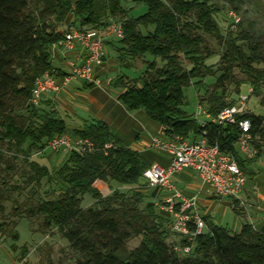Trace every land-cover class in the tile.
I'll list each match as a JSON object with an SVG mask.
<instances>
[{
	"label": "trees",
	"instance_id": "1",
	"mask_svg": "<svg viewBox=\"0 0 264 264\" xmlns=\"http://www.w3.org/2000/svg\"><path fill=\"white\" fill-rule=\"evenodd\" d=\"M215 2L0 0V213H5L3 203L10 199L9 188L23 191L9 185L16 162L23 157L27 166L23 178L27 186L33 185L32 198L45 178L52 181L53 173L61 185L58 196L28 203L23 216L41 219L45 229L61 234L75 256V264H264V227L256 229L249 223L234 233L204 218L206 230L193 243L182 236L177 244L168 242L171 219L156 205L159 189L150 191L142 184L144 172L152 165L114 137L105 122H85L80 128H70L55 112L32 103L37 79L46 73L57 79L60 76L62 71L54 65L53 53L62 48L71 30H103L109 24H120L124 37L108 38L104 44L115 49L123 69H132V60H145L139 77L118 75L112 82L120 91L122 105L131 112L143 111L166 130L169 138L189 142L206 138L210 144H218L222 152L237 159L247 180L253 178L250 166L264 158V113L250 112L239 119L252 124L257 155L248 160L237 149L238 126L219 125L206 118L201 121L184 109L185 93L191 87L197 92L199 107L211 118L237 103L238 99L229 94L232 85L236 95L242 85L249 84L250 98L262 96L264 68L257 65L264 64V49L250 33L240 31L241 21L235 24L230 18V28L237 32L223 30ZM138 7L146 12L134 16ZM204 36L215 39L221 53L211 50ZM215 56L218 61L209 64ZM237 73L245 79L239 80ZM208 79L213 83H207ZM260 105L264 108V97ZM65 134L91 141L96 150L67 152L64 163L53 173L30 159L33 153L45 151L50 140ZM97 181L124 187L128 192L114 189L103 196L95 187ZM85 196L95 201L86 209L82 208ZM14 205L18 214L21 207L16 201ZM7 227L0 223L3 234L18 242L16 227ZM134 239L140 242L130 249L128 244ZM190 245L188 254L175 250ZM27 255L23 248V258Z\"/></svg>",
	"mask_w": 264,
	"mask_h": 264
},
{
	"label": "built area",
	"instance_id": "2",
	"mask_svg": "<svg viewBox=\"0 0 264 264\" xmlns=\"http://www.w3.org/2000/svg\"><path fill=\"white\" fill-rule=\"evenodd\" d=\"M230 18L238 24L241 19L231 12ZM124 32L117 23L109 24L103 30H71L62 44L64 53L80 48L83 57L69 61V73L62 83L51 73L37 79L32 92V103L39 106L52 94H58L72 80H80L90 85L100 86L101 82L94 78L95 68L103 65L106 59L105 40L108 38L122 39ZM252 93V89H250ZM249 95H240L234 106L225 108L217 118L209 117L200 107L199 113L212 123L219 125L238 126L240 137L237 149L240 155L248 160L254 159L257 149L252 144V124L248 119H241L250 113ZM205 126V122H201ZM107 145L106 148H110ZM148 149L167 155L170 159L168 168L152 165L143 174V185L147 188H158L169 196L156 202L160 212L171 219L172 233L187 237L193 243L198 235L206 230V222L198 209V195L185 197L173 182L174 175L191 170L196 173L202 185H209L214 193L225 198H239L247 183V178L241 170L237 159L221 151L218 144H210L206 138L189 142L181 137L169 138L166 130L161 128L159 134L149 142ZM46 150L92 153L96 150L89 140L74 139L70 135L57 136L50 140ZM192 246L176 247L177 252L190 253Z\"/></svg>",
	"mask_w": 264,
	"mask_h": 264
},
{
	"label": "rangeland",
	"instance_id": "3",
	"mask_svg": "<svg viewBox=\"0 0 264 264\" xmlns=\"http://www.w3.org/2000/svg\"><path fill=\"white\" fill-rule=\"evenodd\" d=\"M215 4L220 9L218 20L223 30L230 29L235 32L238 31L236 28H230L232 25L230 13H236L241 19L240 31L250 33L262 46V49H264V0H216ZM145 12L146 9L144 7H138L133 11L132 14L134 16H139ZM204 37L208 47L211 50L216 51L218 54L221 53V48L218 46L215 39L209 36ZM113 51L111 53L112 55H110V57L112 56L109 65L110 68H108L109 78L112 79L118 75H126L127 77L134 79L139 77L145 70V60L142 58L131 61L134 66L132 69L128 70L121 68L117 60V53ZM218 59L219 57L215 56L209 59L208 63L214 64L218 61ZM257 67L262 69L264 68V64H259ZM237 77L239 80L245 79V77L240 73H237ZM213 81V79H208L207 83H213ZM250 89L251 87L249 84L242 85L239 95H249ZM87 91L89 92V90ZM235 91L236 86H230V97L238 99L239 95H236ZM185 94L187 96V105L184 107L186 112H188L193 117L204 121V115H202V112L199 113L196 90L193 87L188 88ZM201 94L203 95V93ZM263 97L264 87L262 89L261 97L251 96L248 104L250 112L254 113L255 115H261L264 113V108H262L260 105L261 99ZM40 107H42V105H40ZM153 152L157 153L155 151ZM66 158L67 152L45 150L40 153H33L30 159L47 166L53 173L55 169H58L64 163ZM26 169V163L24 162L23 157H20L16 162L15 172L9 179L10 187L18 186L21 187L23 191L18 193L9 188L10 199L3 203L5 206V213H0V223L8 224V229L15 226V230L19 233V240L18 242H14L9 236H7L8 234L5 235L3 234V231L0 230V264H75V256L71 251L68 242L61 236V234H59L55 229H45L42 226L41 219H30L26 216H23L26 205L31 201L36 202L42 199H52L53 197L58 196L61 192L59 180L56 178L54 173L51 182L45 178L42 181L41 187L36 190V196L32 198L31 191L33 189V185L27 186L23 178ZM250 182L251 187L255 186L256 193L264 196V167L257 166V174L253 178L249 179V183ZM114 188L118 187L114 186ZM150 189L151 188H149V190ZM121 190L125 193L128 192V189L126 188ZM150 191H152V189ZM157 193H159V190H156V195ZM15 201L21 207L18 214L14 212ZM94 202L95 201L91 196H85L82 203V208L86 209ZM20 215H22L23 218H21ZM218 217H221L220 213ZM217 222V224L215 223L217 226L226 227L232 232L239 231L240 222L237 223V216L231 208H228L226 214ZM179 241L180 236L173 233L170 234L168 242L177 244ZM139 242V239H134L129 242L128 247L132 249L136 247ZM14 244L17 247L16 251L13 249ZM23 248H26L28 251V255L25 258L22 256Z\"/></svg>",
	"mask_w": 264,
	"mask_h": 264
},
{
	"label": "crops",
	"instance_id": "4",
	"mask_svg": "<svg viewBox=\"0 0 264 264\" xmlns=\"http://www.w3.org/2000/svg\"><path fill=\"white\" fill-rule=\"evenodd\" d=\"M107 52L103 65L95 68L94 78L101 82L100 86L89 85L79 80H72L58 94L46 97L41 104L46 110H50L63 118L70 128H80L85 122H105L111 133L118 140L127 145L131 150L140 153L150 165H159L168 168L170 159L167 155L147 148L151 138L157 136L161 126L152 122L143 111H128L118 100L120 91L112 85L115 78H109L108 68L112 59V51L115 49L105 45ZM54 65L61 69L58 82L62 83L69 73V61L83 57L80 48L64 53L63 48L54 50ZM89 90V92L87 91ZM257 166L264 167V158L253 163L250 170L257 174ZM259 171V170H258ZM176 188L185 196L198 195V209L200 214L214 223L226 214L228 208L233 209L239 224V233L244 224H251L256 229L264 227V196L256 193L255 186L247 180L244 191L239 198H225L216 195L209 185H202L198 176L191 170L182 171L173 177ZM253 183V182H252ZM95 187L103 196L110 195L114 188L97 181ZM160 196V197H158ZM169 196L165 191L159 189L156 200L160 201ZM221 214L219 218L218 215ZM169 218L168 215L164 214ZM243 218V220H242ZM244 221V222H242Z\"/></svg>",
	"mask_w": 264,
	"mask_h": 264
}]
</instances>
